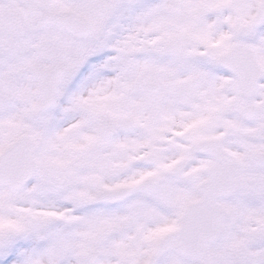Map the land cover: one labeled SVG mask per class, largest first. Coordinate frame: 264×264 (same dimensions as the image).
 <instances>
[{
  "label": "snow or ice",
  "instance_id": "6c2138e0",
  "mask_svg": "<svg viewBox=\"0 0 264 264\" xmlns=\"http://www.w3.org/2000/svg\"><path fill=\"white\" fill-rule=\"evenodd\" d=\"M0 264H264V0H0Z\"/></svg>",
  "mask_w": 264,
  "mask_h": 264
}]
</instances>
